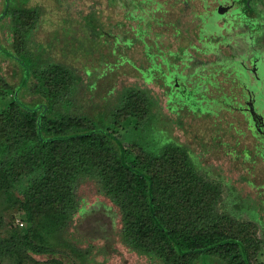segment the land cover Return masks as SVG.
Instances as JSON below:
<instances>
[{
  "label": "trees",
  "instance_id": "obj_1",
  "mask_svg": "<svg viewBox=\"0 0 264 264\" xmlns=\"http://www.w3.org/2000/svg\"><path fill=\"white\" fill-rule=\"evenodd\" d=\"M82 1L86 10L75 15L56 0H0V61L10 72L5 76L0 69V99L9 96V102L0 108V157L7 151L5 155L14 156L9 163H0V184L4 187L6 173L11 176L19 167L31 177L29 193L49 192L55 180L63 179L58 175L60 150L94 151L109 160L110 168L98 173L108 188L107 195L116 204L130 198L141 203L137 211L130 209L131 222L138 216L140 228L148 227L157 248L165 253L156 251L159 257L149 264H251L239 238L217 231L170 228L150 161L134 154L110 131L123 104L122 80L127 76L161 89L170 116L179 109L214 123L220 121L216 117L221 111H227L253 121L252 110L243 101L249 99L255 106L260 102L253 89L264 90L262 65H256L260 55L264 62V43L257 36L261 29L252 25L255 21L246 2L178 3L180 8L192 2L199 7L201 22L194 37L205 47L203 55L210 57L205 61L190 52L199 51L190 40L185 38L181 46L176 42L175 0H155L153 4L148 0ZM257 3L264 12V0ZM231 13L245 18L237 21L242 26L237 33H232V20L222 23ZM26 15L40 22L46 17L59 18V28L46 39H38V26L30 34L24 30ZM237 44L249 46V57L245 56L247 50L237 53ZM46 72L54 82L49 95L42 91L39 78ZM230 126L232 144L243 162L254 165L257 158L264 160V153L255 151L254 147L261 151L256 144L239 147L241 133L237 134L235 124ZM246 130L255 139L254 129L247 126ZM6 138L12 139L8 147L2 145ZM70 174H66L67 180ZM2 248L0 243V260L9 254ZM42 251L53 264H72L66 255Z\"/></svg>",
  "mask_w": 264,
  "mask_h": 264
},
{
  "label": "rangeland",
  "instance_id": "obj_2",
  "mask_svg": "<svg viewBox=\"0 0 264 264\" xmlns=\"http://www.w3.org/2000/svg\"><path fill=\"white\" fill-rule=\"evenodd\" d=\"M56 1L75 15L86 10L82 0ZM154 1L148 0V4ZM181 1L175 0L173 6L178 17L173 26L179 31L176 42L181 46L185 38L190 40L199 49L190 52L208 61L210 57L202 53L205 47L194 37L201 22L199 7L192 2L180 8ZM241 1L246 2L255 21L253 27L261 29L257 36L264 43V12L259 10V0ZM234 17L229 14L222 23L232 20V33H237L242 27L237 21L245 18ZM58 19L46 17L40 22L35 16L26 15L22 24L27 34L38 26L37 38L43 40L59 28ZM235 48L238 54L247 50L245 56L249 57V46L237 44ZM222 50L228 54L225 48ZM262 61L260 55L256 65H262L264 75ZM7 67L0 61L5 76L10 73ZM39 78L42 91L46 95L52 93V74L46 72ZM122 84L123 104L110 131L134 154L150 161L169 227L198 233L217 231L239 238L247 248L251 264H264V160L257 158L254 165L244 163L232 144L231 124H235L237 134L241 133L239 147L256 144L246 130L247 120L238 113L221 111L216 117L220 121L213 123L179 109L171 117L161 89L128 76ZM253 90L259 93V106L264 109V90ZM8 102L9 96L1 98L0 108ZM262 115L264 118V110ZM253 124L256 132L261 133L264 119H255ZM11 144L12 139L6 138L2 145ZM254 149L264 153V149ZM7 152L0 157L1 164L14 158L5 155ZM58 157V175L63 179L55 180L49 192L29 193L31 177L19 167L14 172L16 176L6 173L4 187L0 184V243L4 252H9L0 264H53L45 260L48 254L44 256L42 249L66 255L72 264H149L150 259L159 257L156 251L161 250L148 227L140 228L138 216L131 222L130 209L137 211L141 203L130 198L116 204L107 195L108 188L98 174L110 168L107 157L78 148L60 150ZM68 173L71 174L67 180ZM61 193L66 196L64 199Z\"/></svg>",
  "mask_w": 264,
  "mask_h": 264
},
{
  "label": "flooded vegetation",
  "instance_id": "obj_3",
  "mask_svg": "<svg viewBox=\"0 0 264 264\" xmlns=\"http://www.w3.org/2000/svg\"><path fill=\"white\" fill-rule=\"evenodd\" d=\"M234 10H232V13L234 12H236V6H233L232 7ZM232 13H231V15H232ZM242 14V13H241ZM244 15V14H243ZM243 105L247 108H251V110L252 111H250V113L252 112V116H254V119H253V121L256 119L257 121L258 120H263L264 118H263V115H262V113H263V110L264 109H262V108H260V102L255 106V104H253L249 99H245L244 101H243ZM257 108V111H255V109ZM254 109V110H253ZM245 118V120H247V123H248V126H250L251 128H253L254 130H253V135H255V140H256V145H257V147H259L261 150H263V148H264V128H263V130L261 131V133L260 132H256V129H255V127H254V124H253V121H251V120H249V119H247L246 117H244ZM264 126V125H263Z\"/></svg>",
  "mask_w": 264,
  "mask_h": 264
}]
</instances>
